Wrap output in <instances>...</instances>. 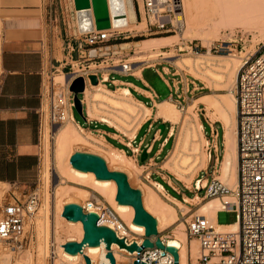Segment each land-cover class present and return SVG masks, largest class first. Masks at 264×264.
Listing matches in <instances>:
<instances>
[{"label": "bare ground", "instance_id": "bare-ground-1", "mask_svg": "<svg viewBox=\"0 0 264 264\" xmlns=\"http://www.w3.org/2000/svg\"><path fill=\"white\" fill-rule=\"evenodd\" d=\"M137 1L140 8V0ZM108 2L109 0H107V6L109 4ZM120 2L125 22L132 24L125 28L129 29L133 27L132 29H136L134 27L139 26H141L139 28H143V20L135 24L136 20L131 0H120ZM204 4L208 6V11L203 13L200 11V8L201 6L203 7ZM107 9L110 14L112 9L110 7ZM182 9L186 19L184 35L189 36L193 34L191 36L198 38L203 45H209L210 42L208 39L218 37L219 28L232 29L234 26L248 28L255 34L254 37H257L259 41L260 39H264V0H182ZM125 25L126 24L119 27ZM181 31L177 33V35L180 34ZM210 32L211 35L213 33V36L208 38ZM172 35L173 34L164 38L143 40L140 44H134V47L139 45L136 52H147L151 49L153 50L155 47L172 43V41L176 40L175 35ZM254 37H252L253 42L255 41ZM250 43L252 45V42ZM127 44L129 43H125L122 46ZM209 53L210 52H207L206 55L199 56L195 59H178L174 61V64L179 70H186L193 78L206 83L209 88L215 91H225L224 94L216 95V97H210L209 95L202 96L198 101L204 106V116L210 122H219L223 128V155L219 161V174L216 175V179L223 186L234 189L236 185V109L232 89L234 87L237 67L240 65L242 59L245 58L248 53H251V51L249 52L247 49V52L244 54L245 57L241 56L242 58L234 51H232V53L230 51L228 57H213L210 56ZM141 63L142 61L131 63L135 66L134 69L132 68V71L135 69L140 71ZM105 77L106 75H104V78ZM52 80L59 86H65L69 78L64 74H60L54 79L52 78ZM91 86H89L90 88L85 87L82 90L84 96L82 102L87 107L88 118L104 122L124 136H131L134 134L141 123L150 116H153L155 119H160L162 122L178 124L180 126L179 133L162 168L175 176V178L185 186L189 185L197 170L204 168L205 162L208 159V154L202 150L205 140L202 137L201 124L196 116L197 114L193 112V108L197 101L187 109L188 115L185 117L180 115L179 109L170 101H163L157 104L155 106V113L153 114L150 108L136 101L127 91L121 90L113 92L105 88L101 83L92 84ZM66 90L68 91V89ZM54 125V131L51 132L54 142L51 151L53 169L51 173L48 171V168L45 167L44 178L47 184L53 183L52 187L55 191V198L57 200L55 203L56 214H54L53 224H49V208L45 201L44 209L41 212L44 215L43 221H41L43 222V226L41 223V225L39 223L37 224V226L43 227L41 229L43 230V253L46 255L48 250L47 242L48 239H51L56 244V247L52 250L53 254L58 258L53 264H82L84 263L83 255L89 259L91 264H106L108 260L105 258L106 249L102 241H99L97 245L84 244L81 252H76L74 254L67 253L62 249L61 245L65 241H78L82 236L81 223L79 221H69L62 217L60 214L62 206L66 203H76L78 205H83L84 203V201L82 203L74 201L76 200L75 197H73L75 198L73 200L71 193L75 192L76 189L73 186L64 187L66 181L89 187L101 196L118 215L128 230L129 235L143 234L144 229L141 225L131 222L133 215L131 206L118 204L114 200L115 184L113 180L96 179L90 171H79L74 169L69 164V156L74 152V146H89L95 150V154L103 158L109 170L122 171L128 179L130 175L131 177L132 175H134V177L138 175L141 167L138 166L134 160L129 159L124 152L112 148L110 145L106 144L103 139H98L89 132L78 127L77 124L70 120L69 113L65 121ZM44 131L45 127L43 129V132ZM43 132L41 136L42 141L43 139L46 140V135L43 134ZM46 152H44V159L47 157ZM54 177L58 179L57 184H55L56 182L54 180L52 181ZM128 179L127 181L129 182ZM200 182L201 180L198 183ZM203 183L204 181L199 187L197 185V187L200 188ZM153 186L156 190L146 186L138 188L141 193L142 206L144 210L155 218L157 231H159L161 227L170 228L171 225L175 224L171 238L164 239L160 237V239L165 240L168 245L176 248L179 264H186L188 252H190L191 257H194L197 245L194 240L188 242L185 239L183 224L182 222H177L179 218H177V211L181 214H185L188 209L180 201L164 193L160 185L153 183ZM76 191L80 193V190ZM85 196L86 191H84V197ZM160 196L164 197L166 201ZM208 200L210 201L201 204L194 213L205 216L209 222L216 225L215 213L219 208V200L216 198H209ZM184 201L189 202L190 199L185 198ZM40 220H42V218ZM62 221L64 222L63 225L61 223ZM100 222L103 225H109L104 221ZM234 226V224L228 226L220 225L218 228L227 231ZM50 228H52L53 234L49 233ZM0 242L2 241L0 240ZM109 249L114 260L116 262L121 261V255L123 256V254L120 251H122V249L115 243H110ZM4 251H6V249L3 250L0 245V264H9L11 257L7 254H11L13 251H8L7 254ZM1 254H4L3 258H1ZM4 257L7 262L2 263L1 261ZM191 264H193V261H191Z\"/></svg>", "mask_w": 264, "mask_h": 264}, {"label": "built area", "instance_id": "built-area-1", "mask_svg": "<svg viewBox=\"0 0 264 264\" xmlns=\"http://www.w3.org/2000/svg\"><path fill=\"white\" fill-rule=\"evenodd\" d=\"M132 3L135 20L139 22L143 20L146 35L177 34L184 27L182 0H140L141 9L137 0H132ZM125 32L112 27L78 32L75 26L71 36L76 40L77 61L69 64L66 72H62L70 76L67 84L59 86L54 83L52 73L46 74L43 78L42 104L37 110L39 136L37 149H40L44 127L62 123L67 119L68 113L70 120L77 124L71 114L72 94L66 90L71 79L80 76L84 89L92 85L88 79L89 75L95 76L96 84L103 85L107 82V77L104 78L103 74L107 76V72L113 71L116 67L117 72L121 74H132L133 64L129 63L123 54L125 47L122 45L127 42L122 40L129 37V31L127 34ZM230 44L224 40H216L208 46L207 51L228 54L231 51ZM129 51L130 49L127 52ZM104 59L109 62L108 65H101ZM114 59H117V63L113 64ZM232 92L236 109L235 188L229 189L223 186L211 173L200 188L197 187V183L201 178H196L192 189L195 194L202 190L203 198L218 199L219 208L216 212L233 211L236 218L235 226L227 231L222 230L218 228L221 224L215 222L216 225H213L205 216L195 213L183 219L185 239L188 242L194 240L197 245L194 257L188 252V264H191V261L193 264H264V46L262 43L253 52L248 53L237 67ZM82 98L81 92L79 99L85 109ZM208 136L212 142L216 136L215 130H210ZM214 148L215 143L210 145L208 153L211 149L214 151ZM130 154H137V148L130 149ZM37 157L39 168L38 154ZM216 161L217 158L214 156V162ZM164 192L167 190L165 189ZM39 202L40 192L35 183L24 196L23 201L13 198L11 201L0 203V240L6 242L8 247L19 248L25 227L32 219ZM79 206L82 212H94L98 217L97 224L103 225L100 221L109 224L103 226L111 229L117 239H123L125 246L131 243L140 246L143 234L129 235L113 209L105 206L98 198L93 196ZM155 237L159 239L161 237L157 230L156 234L148 236V239L153 243ZM79 241L80 239L75 242ZM160 241L163 245H167L165 240L160 239ZM121 249L120 252L127 261L118 263L114 260L115 264H132L135 259L144 264H172L171 254L154 245L150 248H142L139 252Z\"/></svg>", "mask_w": 264, "mask_h": 264}, {"label": "crops", "instance_id": "crops-1", "mask_svg": "<svg viewBox=\"0 0 264 264\" xmlns=\"http://www.w3.org/2000/svg\"><path fill=\"white\" fill-rule=\"evenodd\" d=\"M51 1L0 0V184L9 187L8 198L11 200L17 199V195L25 196L37 181V110L42 104L43 78L48 73L67 71L69 64L77 61L76 40L71 36L75 30V20L68 31H62L50 18ZM125 24L132 25L128 22ZM127 61L134 63L130 58ZM112 63H117V59L112 60ZM108 64L105 59L101 62V65ZM154 64L156 67L152 65V69H149L151 65L140 67L138 75L121 74L116 67L107 72V82L103 86L114 88L109 90H127L138 102L150 108L152 113L153 106L169 101L173 96L183 99L186 93L196 89L194 83L184 80L175 69L172 70L171 63L157 60ZM145 70L153 71L166 89V95L161 98L163 100L157 99V93L144 78ZM82 115V122L73 118L78 127L125 154L137 148V154H130V157L145 168L153 170L156 159L172 149V133L165 130V126L160 131L156 126L159 122L153 116L146 118L131 137H126L107 124L88 118L86 105L85 109L82 107ZM204 123L207 131L215 130L213 152L215 158H218V131L213 130L206 120ZM142 149H145L146 158L140 162L139 153ZM213 166L209 156L204 170ZM155 173L162 188L165 190V185L171 190L172 194L168 190L166 192L170 197L179 200L177 196L182 195L183 200L191 192L183 184L184 192L181 191L169 175L159 171Z\"/></svg>", "mask_w": 264, "mask_h": 264}, {"label": "rangeland", "instance_id": "rangeland-1", "mask_svg": "<svg viewBox=\"0 0 264 264\" xmlns=\"http://www.w3.org/2000/svg\"><path fill=\"white\" fill-rule=\"evenodd\" d=\"M71 3H72V1H70V0H52L51 4H50V12H49L50 18L56 22V24L58 25V27H60L62 29V31L63 30L68 31L70 29L71 25H73V22L75 20L74 10H73ZM207 7L208 6H206V4H204L203 7L201 6L200 11L203 13L207 12L208 11ZM183 16H184V29L181 31L180 34H178V35L173 34L172 35V36L175 35L176 40L172 41V43H170L168 45L158 46V47L153 48V50L151 49L150 51L143 52V53H139L138 51L136 52V49L138 48L139 45L137 47H134V44H136V43L140 44V42H138V40H135V39L141 37L144 40H148V39H154V38H152L154 36H161V35H146V33L144 32V27L139 28L141 26L134 27L137 29V31H136V29H132L133 27H130L131 29L130 28L126 29L125 27H127V26L117 28V29L125 28V29L120 30L123 32L126 31L125 34H127V31L130 30L129 31V37L122 40L125 42H129V44L123 46V47H125L123 54H124V58L126 60H128L130 58V59L135 60V61H142L140 66L142 67V66L151 65L149 67V69H152V65H153V68L156 67V65L154 64L155 61L165 60V61L171 63V65L173 66L172 70L175 69L182 76V78L184 80L191 81L192 83H194L193 84L194 87H196V89L190 91L189 93H186V95H184L183 99H181V97L173 96L169 101L172 102L179 109L180 115L182 117H185L186 115H188L187 109H189V107L191 105H193L195 101H197L195 107L193 108V112L197 114L196 116H197V118L201 124L202 137L205 140V142L203 143V146H202V150H203V152H207L208 158L210 156V159H212L214 166L207 168L206 170H204V168L197 170L196 174H194L189 185L186 186L190 189L191 192L187 193L185 195L187 197L184 196L183 200H181L182 195L177 196V199H179L178 201H180L188 209L184 215H180L181 213L179 211H177V218L179 217L177 222H182V220L185 219L188 215L194 213L201 204L210 201V200H208L209 198H203V191L202 190L198 191L196 193L197 195L194 193V191L192 189L193 188V181L196 178L200 177L201 182L197 184L199 187V185L203 181L205 182V178H208L211 173H213V176L215 178H216V175L219 174L218 173L219 161L221 160L222 155H223V138H222L223 128L219 122H217V121L210 122L204 116V112H203L204 106L198 100L200 97L205 96V95H209L210 97H214V96L216 97V95L224 94L225 91L224 90H216L215 91V90L209 88L206 85V83H204L203 81H200L199 79L193 78L190 74H188V72L186 70H179L178 68H176L174 61H176L178 59H183V58L195 59L199 56L206 55L208 52L207 51L208 46L211 45L212 43H214V41H216V40L217 41L224 40V41L230 42L231 44L229 47L232 49L231 53H232V51H234L235 53H237L240 56V58H242L241 56L245 57L244 54L247 52V49L249 52L250 51L253 52L255 49H257V47H259L261 45V43L264 46V39L263 40L260 39V41H259V39L257 37L256 38L254 37L255 34L251 30H249L248 28L240 27V26L239 27L234 26V27H232V29L219 28L218 29L219 35H218V37H214V38L212 37L213 33L211 35V32H210L209 33L210 36L208 35V38H210V37H212V38L208 39L210 42L209 45H203L201 43V41L198 40V38H194V36H191L193 34H190L189 36L184 35L186 19H185L184 14H183ZM138 23H139V21L137 20L135 22V24H138ZM143 26H144V24H143ZM141 33H142V35H139ZM252 37L255 38L254 42L252 41V39H253ZM250 42H252V45ZM235 45H236V48H235ZM189 47H191V49H189ZM128 49H130L129 52H127ZM239 50L241 51V53ZM195 51H196V53H194ZM209 55L213 56V57H228L229 56V54H227V53H212V52H210ZM159 57H162V58L159 59ZM133 69H134V67H133ZM63 72H66V70H64ZM138 72H139V70H136V69L132 71V73L134 75H136V74L138 75ZM60 74L65 75V73H62L59 71V73H57V72L52 73L51 76L54 79L57 75H60ZM65 76H68V75H65ZM143 76L146 79V81L148 82V84L157 93V95H158L157 99H161L166 95V93H167L166 89L160 84V82L158 81V79L155 76V74L153 73V71L145 70L143 73ZM117 77H119V76L117 75ZM127 79L132 80L131 78H127ZM109 89H114V88L111 87ZM110 91L116 92L115 90H110ZM118 91H121V90H118ZM122 91H127V90H122ZM77 96L79 98H81V94H77ZM83 98H84V96H83ZM83 98H82V100H83ZM161 100H163V99H161ZM152 108L154 110L153 111V114H154L156 108L154 106ZM72 117L75 120H77L78 122H82V118L73 108H72ZM156 120L159 123L162 122V120H160V119H156ZM204 120H206L209 124L212 125L213 130L217 129V131H218V136L216 138L217 147H218L217 161L219 159L218 163H217V161L214 162L215 154L212 151V149L209 150V153H208V149L210 148L211 144L215 143V139H213L212 142L210 141V138L208 136L209 131H207L205 128ZM159 123H157L156 126H158ZM163 125L166 127L165 130H169L168 132L172 133V136L170 137V147H171V145L173 147L175 140H176V137L179 133L180 126L178 124H170L168 122H163ZM54 126L55 125H53L52 127H47V128L45 127V131L43 132V134L46 135V137H45L46 140L45 139H43V141L41 140L40 149H37V154L39 155V168H38L36 183H37V187H38L39 192H40V202L36 208V211H35L32 219H30V221L28 222V225L25 227V233H24L23 238L21 240V245L19 246V248L12 249V248L7 246L6 242H4V241L0 242L1 243L0 245L2 246L3 250L6 249V251H4L6 254L8 251H11V250L13 251L11 254H7L11 257L9 264H53L54 261L58 260V258L53 254V251H52L56 247V244L51 239H48V242H49V243L47 242V249L48 250H47L46 255H44L43 250H42V248H43V246H42L43 245V239H42V236H43L42 233L43 232L42 231L43 230H41L43 227L41 228V226L40 227L37 226L38 223L39 224L41 223L43 226V222H41V221H43L44 215L41 212L44 209L45 201H46V205L49 208L48 209V223L49 224L50 223L53 224V219L55 217L54 214H56L55 203L57 200L55 198V191L52 187L53 183L51 182V183L47 184L45 181V178H44L45 167L48 168V171L51 173H52V169H53V165H52L53 161H52L51 151H52V147H53L54 142H53L51 132L54 131V128H53ZM143 130H144V128L141 130L140 134L142 133ZM131 136H126V137H131ZM149 136L150 135H148L147 138ZM98 139H101V138H98ZM219 144H220V147H219ZM75 147L76 146L73 147L74 151H85V152H89V153H93V154L96 153L94 149H92L91 147L86 146V145L85 146L84 145H81V146L77 145L78 148L77 147L75 148ZM170 147H169V149H170ZM166 148H168V145ZM46 150H47V152H46ZM44 152L47 153L46 159H44ZM164 152H166V149L164 150ZM169 153L168 154L165 153L163 155H160L159 158L156 159V165L154 166L153 170L149 169V168H145L144 166H140L139 162L137 163L133 159V157H130V152L126 153L125 155L129 159L134 160L136 162V164L141 167L140 173L138 174L139 176L136 175L135 176L136 178H135L134 175H132V177L130 175L129 179L127 178L129 180V182H128L129 185L131 187L137 188V189L141 188V186H146V187H151L152 189L156 190L153 186V183L161 186V184L158 183V182H160V180H158L156 178V173H155V171H159L161 173L169 175V177L171 178L173 183L175 185H177L181 189V191L184 192V188L182 187L183 183L178 181L175 178V176H173L171 173H169L168 171H166L165 169L162 168V165H163L164 161H166ZM107 169H108V167H107ZM52 181H53V178H52ZM55 182H56L55 184H57L58 179L55 178ZM65 183H64V187L65 186H73L76 190H80V193H79V191H76V190H75V192L71 193V197L76 198V200H74L75 198H73L74 201H79V203H82L83 201L85 202V200L90 199L94 196V197L98 198L99 200H101L105 206L110 207V205L105 200H103V198L101 196H99L91 188L80 186V185H77V184H74V183L68 182V181H66ZM81 191H83V192H81ZM84 191H86L85 197H84ZM9 192L10 191H9L8 186L6 187V186L0 184V203L4 202V201H11V199L8 198ZM164 193H166V192H164ZM83 198H84V200H83ZM161 198L163 200H165L164 197H161ZM185 198L190 199V201L185 202L184 201ZM17 199L19 201H23L24 196L17 195ZM41 218H42V220H40ZM44 220H45V218H44ZM235 222H236V218H235V213L233 211H219L216 215V223L221 224V226L233 225ZM61 223H62V225L64 224L63 221ZM171 226H170V228L169 227H161V229H159V235L164 239L171 238L172 230H173L175 224L171 225ZM49 233L53 234L52 228H50ZM3 256H4V254H1V258H3ZM4 259H2V261H1L2 263L7 262L5 257H4ZM126 261H127V258L123 257L121 255V261H118V263H124ZM186 264H188V263H186Z\"/></svg>", "mask_w": 264, "mask_h": 264}, {"label": "water", "instance_id": "water-1", "mask_svg": "<svg viewBox=\"0 0 264 264\" xmlns=\"http://www.w3.org/2000/svg\"><path fill=\"white\" fill-rule=\"evenodd\" d=\"M108 3L107 6V0H72L77 31L86 32L92 29L103 30L109 27L117 28L124 25V14L120 0H109ZM108 7L112 9L110 14L107 9ZM69 77L70 76H68V78ZM88 79L90 84H96L95 76L89 75ZM68 90L72 94L73 109L83 119L82 104L77 96V94H81L83 90L82 78L78 76L71 79ZM163 128L164 125L160 122L158 124V129L162 131ZM145 158L146 152L145 149H142L139 153V161L142 162ZM68 161L74 169L92 172L96 179L113 180L115 184L114 200L118 204H125L132 207L133 215L131 222L141 225L144 229V233L140 246H137L135 243L125 246L123 239H117L111 229L97 224L98 217L94 212H82L78 204L66 203L62 206L60 214L69 221H79L81 223L82 236L79 242L66 241L63 243L61 246L65 252L74 254L80 252L84 244L97 245L99 241H102L107 250L105 253V258L108 260L107 264H115L113 256L109 251L110 243H115L119 248H125L129 252H139L142 248H150L154 245L157 248H163L165 251L169 252L172 256V264H178L175 247L168 244L163 245L158 237H155L153 243L149 241L148 236L156 234V220L144 210L139 189L129 185L124 172L108 170L103 158L85 151H74L69 156ZM53 180L55 181V177ZM83 261L84 264H90L89 259L85 255H83ZM132 264L144 263L135 259Z\"/></svg>", "mask_w": 264, "mask_h": 264}, {"label": "trees", "instance_id": "trees-1", "mask_svg": "<svg viewBox=\"0 0 264 264\" xmlns=\"http://www.w3.org/2000/svg\"><path fill=\"white\" fill-rule=\"evenodd\" d=\"M170 35H161V36H154V37H152V38H164V37H169ZM135 40H138V42H141V41H143L144 39H142L141 37H139V38H136ZM219 147H220V144H219ZM164 187H165V189L166 190H168V192L169 193H171V190L169 189V187H167V186H165L164 185ZM172 194V193H171Z\"/></svg>", "mask_w": 264, "mask_h": 264}]
</instances>
